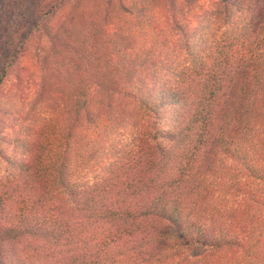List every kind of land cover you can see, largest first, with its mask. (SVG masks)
<instances>
[{
  "label": "trees",
  "instance_id": "16d2710c",
  "mask_svg": "<svg viewBox=\"0 0 264 264\" xmlns=\"http://www.w3.org/2000/svg\"><path fill=\"white\" fill-rule=\"evenodd\" d=\"M164 1L50 0L7 55L49 42L0 101V264H264V0Z\"/></svg>",
  "mask_w": 264,
  "mask_h": 264
},
{
  "label": "rangeland",
  "instance_id": "374dc122",
  "mask_svg": "<svg viewBox=\"0 0 264 264\" xmlns=\"http://www.w3.org/2000/svg\"><path fill=\"white\" fill-rule=\"evenodd\" d=\"M215 0H199L195 11L207 9ZM73 1L63 5L52 17L51 27L56 28L68 14ZM166 6L169 0L162 2ZM50 4V0H0V74L7 55L14 51L21 41L27 36L28 30L38 21L41 12ZM166 6L156 11V18L167 16ZM193 12V13H194ZM27 49L21 56L19 63L10 67L3 77L0 88V101L6 104L2 107V112L12 110L20 113L26 112L28 101L31 100L38 91L41 76V57L49 47L46 37H31L26 42ZM21 79V81H20ZM25 101V102H24ZM12 107V108H11ZM11 108V109H10ZM12 116L14 117L15 114ZM2 116V115H1ZM13 117L5 116L3 125L6 135L13 131Z\"/></svg>",
  "mask_w": 264,
  "mask_h": 264
}]
</instances>
